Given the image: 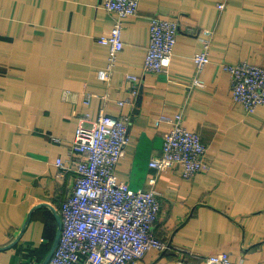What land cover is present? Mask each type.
<instances>
[{"label": "crops", "instance_id": "1", "mask_svg": "<svg viewBox=\"0 0 264 264\" xmlns=\"http://www.w3.org/2000/svg\"><path fill=\"white\" fill-rule=\"evenodd\" d=\"M102 1L0 0V264H44L75 184L79 117L93 121L102 108L129 118L119 179L147 190L154 176L161 193L153 233L169 248L137 264H207L222 251L234 264H264V106L249 113L233 101L222 67L264 65V0H228L223 10L222 0H141L123 20L124 48L109 81L100 75L109 48L99 39L114 16ZM153 16L177 21L179 32L168 70L146 73ZM205 40L210 62L199 87L193 56ZM128 74L141 78L140 93L120 106L132 98ZM179 113L212 166L190 178L179 165L150 166L170 128L160 117Z\"/></svg>", "mask_w": 264, "mask_h": 264}, {"label": "built area", "instance_id": "2", "mask_svg": "<svg viewBox=\"0 0 264 264\" xmlns=\"http://www.w3.org/2000/svg\"><path fill=\"white\" fill-rule=\"evenodd\" d=\"M228 0L217 6L223 10ZM141 0H103L101 6L114 16L109 35L99 42L109 48L108 65L101 77L109 81L118 54L124 48L123 20L137 15ZM179 25L177 21L153 16L150 23V43L145 58V72L159 73L170 67ZM210 43L204 41L201 51L194 54L197 76L194 86L203 87L204 67L210 62ZM231 76L233 101L244 105L251 113L264 106V65L248 61L223 63ZM132 98L119 101L123 106L140 93L141 78L128 74ZM92 96V95H91ZM90 95L87 97V103ZM170 124L160 158L152 159L150 166L164 170L179 165L186 178L211 170L206 161L207 147L200 135L184 125L181 113L174 117L162 116ZM127 116L112 117L102 108L95 120L90 115L79 117L70 153H78L75 160L76 176L72 193L61 208L62 228L60 239L48 264H137L150 250L165 251L169 246L158 239L153 229L161 211V193L156 188V177L148 178V189L133 190L121 181L116 167L128 144ZM54 141H61L53 137ZM61 172L67 166L59 161ZM207 264H234L226 252L206 257ZM190 264V263H182Z\"/></svg>", "mask_w": 264, "mask_h": 264}, {"label": "water", "instance_id": "3", "mask_svg": "<svg viewBox=\"0 0 264 264\" xmlns=\"http://www.w3.org/2000/svg\"><path fill=\"white\" fill-rule=\"evenodd\" d=\"M61 228H62V219L60 218V229H59V231H58V234H57V238H56V241H55L54 247H53L52 251L49 253L47 259H46L45 262H44V264H48V262H49V260H50V258H51V256H52V254H53L55 248H56L57 245H58V242H59V239H60Z\"/></svg>", "mask_w": 264, "mask_h": 264}]
</instances>
